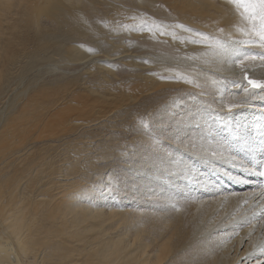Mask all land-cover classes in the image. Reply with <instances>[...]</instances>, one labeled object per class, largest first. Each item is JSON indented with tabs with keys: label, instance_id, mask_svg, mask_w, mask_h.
<instances>
[{
	"label": "bare ground",
	"instance_id": "obj_1",
	"mask_svg": "<svg viewBox=\"0 0 264 264\" xmlns=\"http://www.w3.org/2000/svg\"><path fill=\"white\" fill-rule=\"evenodd\" d=\"M242 12L0 0V264H264V51L239 45Z\"/></svg>",
	"mask_w": 264,
	"mask_h": 264
},
{
	"label": "snow or ice",
	"instance_id": "obj_2",
	"mask_svg": "<svg viewBox=\"0 0 264 264\" xmlns=\"http://www.w3.org/2000/svg\"><path fill=\"white\" fill-rule=\"evenodd\" d=\"M238 9H243L242 15L247 22L246 27H237V31L249 39L242 41L245 45L258 44L264 48V0H250L245 3L244 0H230ZM221 31H223L221 29ZM215 46L219 49L224 48L222 41L217 40ZM244 59H255L254 56H246ZM243 63V60L239 61ZM245 79H248L245 76ZM248 84L253 88H264V81H256L248 79ZM248 91L247 88L244 89ZM235 105H230L229 108Z\"/></svg>",
	"mask_w": 264,
	"mask_h": 264
},
{
	"label": "rangeland",
	"instance_id": "obj_3",
	"mask_svg": "<svg viewBox=\"0 0 264 264\" xmlns=\"http://www.w3.org/2000/svg\"><path fill=\"white\" fill-rule=\"evenodd\" d=\"M244 2L245 3H248V2H250V0H244ZM157 8L159 9V12H158V14H156V15H153L154 16V18L153 19H155L157 22H158V24L162 27V24L163 23H165L166 22V13H165V6H164V4L162 3V2H159V3H157ZM242 11H243V9H242ZM120 18H122V20L124 21V22H126L125 20H126V16L124 15V14H122V15H120L119 16ZM129 20H131V18L129 19ZM246 26H247V22H246ZM247 39H249V37H247ZM247 39H245V40H247ZM179 41L181 42L182 41V39L181 38H179ZM244 41V40H243ZM242 42V41H241ZM240 42V46L241 47H245L244 49L246 50L247 49V45H245V44H243V43H241ZM130 44H132V46H133V49H135L141 56H145L146 54L145 53H143L140 49H144V50H149V54L150 55H152V52L154 53V54H158V52L157 51H154V50H152V49H150L149 47L147 48L146 46L145 47H142L141 45H139L137 42H136V44L135 43H133V42H130ZM249 47H252V48H255V49H258V50H261V51H264V48H262V47H260L258 44H252V45H248ZM142 62H144V61H142ZM247 62V61H246ZM107 64H110L111 66H113L115 69H117V70H122V64H120V67L118 66V64H116V63H107ZM125 67L127 68V70L128 71H133L134 70V66H133V64L132 63H130V62H128L126 65H125ZM119 118H121V117H119ZM143 129H148V122L146 121V122H144V123H142L141 125H140V129L138 128V131H139V133H140V130H143ZM102 132L103 133H108L112 138H115V139H117V140H120V141H123L125 138H124V136H123V134H116V133H114L113 132V130H112V125H108L106 128H104L103 130H102ZM92 139V138H91ZM125 144V143H124ZM101 145H103V142H101ZM73 149L71 148V149H67L66 148V150H62V151H58V150H56V153H55V155L56 156H58V157H60L61 158V162L63 161V159H65V158H67L68 156H70V152L72 151ZM107 163H110V161L108 160V158L107 159H104L100 164H97L96 166L97 167H102V166H104L105 164H107ZM55 165H56V163H54ZM110 165H108V166H106L105 167V170H110Z\"/></svg>",
	"mask_w": 264,
	"mask_h": 264
}]
</instances>
